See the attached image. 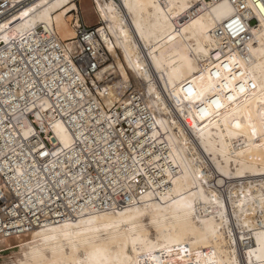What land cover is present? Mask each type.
Segmentation results:
<instances>
[{"label":"bare ground","instance_id":"obj_1","mask_svg":"<svg viewBox=\"0 0 264 264\" xmlns=\"http://www.w3.org/2000/svg\"><path fill=\"white\" fill-rule=\"evenodd\" d=\"M92 8L86 95L49 72L78 0H0V138L26 146L35 114L55 146L40 168L0 144V185L48 216L0 232V264H264V0Z\"/></svg>","mask_w":264,"mask_h":264},{"label":"built area","instance_id":"obj_2","mask_svg":"<svg viewBox=\"0 0 264 264\" xmlns=\"http://www.w3.org/2000/svg\"><path fill=\"white\" fill-rule=\"evenodd\" d=\"M251 22L256 23V19H252ZM96 26L97 25L86 24L80 14V24L79 26H77L78 33L76 35L77 40H79L80 42V51L72 57L74 65L69 61H60L59 59H56L54 61V64L49 67V69H51L49 72L54 73V75L58 74L59 83H61V80L70 81V88L73 91L77 92V88H81L83 94L86 95L87 90L80 80H84L85 83H90V86L94 91L98 90L91 80L95 77L96 72L100 68V64L96 58L95 50L91 42L89 41L90 37H96L97 35ZM13 51L14 54L19 56V58L15 62L16 65L22 66L23 68H27L26 65H28V68H31L33 72L36 73L37 70L32 64L29 63L28 60L29 58H34V61L36 62L39 70H41V66L37 63L38 53H36L35 50L34 52L36 53V55H33V51L28 49L25 50L19 48L14 49ZM24 62H26V64H24ZM111 77L112 76H110L109 79ZM37 78L39 79L40 76H38ZM76 83L80 84V86L76 85ZM101 85L102 83L99 82L98 86ZM79 99H84V97L80 96ZM4 108H6L5 105ZM92 108L95 111L99 110L96 106H92ZM0 110V113H2V108H0ZM27 121L33 124L35 131L28 139H24L26 146L23 145L20 139L17 142H12L9 136H7L5 140L0 138L1 149L5 150L4 154H6L8 160H11L10 154H13L17 156L18 159L22 162L25 160L24 156H26V161L31 159V152V154L38 159L39 166L41 168V165L49 162L48 157L51 158V155L48 154V151H52L55 147L50 140L54 133L52 130L49 132L44 130L43 126L35 120V114H29ZM80 125H82V123H80ZM97 125L100 124L97 123ZM5 143L9 145V147H6ZM15 149H19L20 152H15ZM43 153L46 154L43 155ZM29 206L30 208L26 207L23 199H21V197L13 189H7L5 186L0 185V232H16L18 229H20V227H23L24 225H31L38 220H43L48 217L45 216L44 208L41 205L31 206L29 204ZM48 207H50L51 211H54L56 209L61 211L64 209L62 205H54V203L49 204ZM54 216L56 215L54 214Z\"/></svg>","mask_w":264,"mask_h":264},{"label":"rangeland","instance_id":"obj_3","mask_svg":"<svg viewBox=\"0 0 264 264\" xmlns=\"http://www.w3.org/2000/svg\"><path fill=\"white\" fill-rule=\"evenodd\" d=\"M78 4H79V7L80 9H82L80 11V14H81V17L83 18V20L87 23H91V22H94L95 20V14L93 12V4H94V0H78ZM87 8V9H86ZM82 12V13H81ZM254 23V22H252ZM64 36L65 37H68V33H64ZM129 92H127L128 94ZM120 101H123V98L120 99Z\"/></svg>","mask_w":264,"mask_h":264},{"label":"crops","instance_id":"obj_4","mask_svg":"<svg viewBox=\"0 0 264 264\" xmlns=\"http://www.w3.org/2000/svg\"><path fill=\"white\" fill-rule=\"evenodd\" d=\"M81 11V10H80ZM83 17V16H82ZM86 23V22H85ZM87 24V23H86Z\"/></svg>","mask_w":264,"mask_h":264}]
</instances>
